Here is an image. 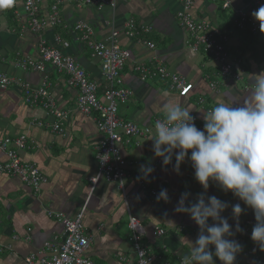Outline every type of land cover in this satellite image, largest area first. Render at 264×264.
Returning <instances> with one entry per match:
<instances>
[{
	"label": "crops",
	"instance_id": "crops-1",
	"mask_svg": "<svg viewBox=\"0 0 264 264\" xmlns=\"http://www.w3.org/2000/svg\"><path fill=\"white\" fill-rule=\"evenodd\" d=\"M251 2L194 0L195 18L211 22L218 32L228 37L230 60L240 62L245 70L241 81L222 79L211 55L204 49L198 53L190 50L187 44L190 36L177 20L181 0H124L115 9L105 7L102 10L79 6L77 0H64L62 23L47 28L42 38L48 46L58 47L64 55L74 58L89 78L97 83L102 97L106 84L101 62L94 57L75 28L79 23L88 24L97 42H104L113 31H119L118 45L131 53L123 76L125 85L133 92L131 99L120 106L119 115L142 128L150 127L153 132L156 120L165 117L167 104L187 108L203 123V113L219 103L234 100V107L242 106L249 84L255 83L254 76L264 72V42L250 38L237 29L234 22L235 11L250 10ZM225 3L230 4L228 9H224ZM50 6L47 2L42 5L41 14L45 19L50 15ZM26 16L22 0H0V72L27 82L33 88L40 87L46 80L56 105L60 110L69 112L70 118L64 123V133H55L52 130L53 116L41 106L25 103L20 87L0 89V141L26 135L27 149L20 151L19 156L24 163L37 165L47 178L35 191L17 177L0 174V264H27L26 258L40 253L48 244L59 246L64 229L59 221L48 216V212L63 213L73 218L85 205L84 223L91 238L88 254L95 264H137L130 240L129 210L143 226V243L154 255V264H179L182 257L190 252L189 241H196L200 229L188 214L176 213L174 209L183 193H190L186 201L189 206L196 202L199 194L204 193L195 179L190 159H186L180 167V174H177L173 170L176 163L173 155L171 165L155 168L145 180L146 189L136 186L131 177L124 190L118 183L103 180L93 186L91 180L98 172L96 152L103 136L93 117L76 109L77 90L68 84L64 74L51 65H46L45 73L22 70L15 65L18 53L22 57L40 60V38L31 30H24ZM131 18L138 24L152 27L153 32L139 38H128L124 28ZM57 38L61 40L59 43ZM147 41L154 43L155 49L151 50L145 44ZM156 59L163 60L172 73L193 85L189 96L180 97L166 81L141 80L135 71L136 64L151 65ZM250 76L253 77L251 80ZM212 82L219 83L216 89H211ZM150 136L126 141L122 145L123 154L137 162L130 171L132 177L140 176L141 165L150 163L151 166L162 159L155 157ZM7 161L6 154L0 151V164ZM161 189L167 190V201L157 200ZM205 195L216 196L229 205L221 215L228 219L234 232L236 221L231 206L241 204L244 213L239 218V224L243 231L236 232L234 236L244 239L246 244L237 255L236 264H257L246 254L248 246L255 244L251 239L256 224L252 209L212 182ZM124 198H127L128 206ZM249 221L253 226L248 225ZM213 223L209 219V224ZM158 228L164 229L166 234L156 236ZM214 260L216 264H221L218 258L214 257Z\"/></svg>",
	"mask_w": 264,
	"mask_h": 264
},
{
	"label": "built area",
	"instance_id": "built-area-1",
	"mask_svg": "<svg viewBox=\"0 0 264 264\" xmlns=\"http://www.w3.org/2000/svg\"><path fill=\"white\" fill-rule=\"evenodd\" d=\"M124 0H77L79 6H89L102 10L105 7L115 9ZM26 17L24 30H31L40 38L39 54L40 60L30 57H22L17 54L16 67L22 70H35L45 73L46 65H51L58 72L67 77L68 84L78 92L76 109L96 121L97 128L102 134V142L97 148L96 158L98 162V172L91 180L93 186L103 180L107 183H118L124 190L127 180L131 177L136 186L146 189L147 183L138 176H130V171L136 167L137 162L129 160L124 154L122 145L133 139L146 138L152 133V129L142 128L137 123L126 121L119 115L121 105L126 104L132 97L133 92L125 85L123 69L131 59L129 50L118 45L117 40L120 36L119 31H113L104 42H97L94 38L93 29L85 23L77 24L75 31L80 32L81 40L85 42L94 57L101 62L102 75L105 80L106 90L102 97L99 95V86L93 82L85 69L72 57L64 55L58 47L48 46L42 38L47 28H54L62 23L61 7L64 0H22ZM44 2L50 3V15L42 16L41 10ZM181 9L177 13L179 26L189 34L187 44L190 50L198 53L204 49L214 58L219 68V76L235 81L243 80L245 70L240 62L231 61L228 55V37L218 32L207 20H199L194 16V0H181ZM264 0H252L250 10L235 11V27L239 30L249 28L256 35H263L260 31L259 21L252 15ZM230 7L229 3L224 4V9ZM12 8H15L12 6ZM1 27V23H0ZM153 28L138 24L135 19H129L124 28V34L128 38H139L149 35ZM61 40L57 38L59 43ZM151 50L155 49V44L147 41L145 43ZM1 62V56H0ZM135 71L139 74L142 81L162 80L166 81L170 89L180 97H187L193 91V85L188 81L172 73L161 59H156L151 65L137 63ZM47 79V78H46ZM218 82H212L211 89H216ZM17 86L24 92V101L31 106H41L55 119L52 130L55 133H64V123L70 118L69 112H64L58 108L51 96L46 80L38 88H33L29 83L20 79L8 76L0 72V89L8 90ZM203 104V100L200 101ZM195 118L196 127L203 130L204 123L199 117L191 114ZM159 118L156 120H163ZM140 138V139H139ZM28 138L26 135L15 139L6 138L0 141V151L8 157L6 163L0 164V174L19 178L25 185L38 191L47 181L46 176L39 167L33 163H24L19 152L27 149ZM105 155V156H104ZM102 159L107 160L102 162ZM162 164V159L152 164V168H158ZM155 194V191H152ZM128 206L127 198H124ZM86 205L80 213L73 218L67 217L63 213L48 212V216L59 221L64 229L62 243L54 247L47 245L46 249L40 253L26 258L27 264H95L89 257L91 238L84 223ZM248 225L253 226L251 221ZM129 229L131 231V243L137 258V264H154L155 257L143 243L144 229L140 220L133 216L129 210ZM253 230V229H252ZM166 231L158 228L156 236H164ZM229 239L237 240L242 246L246 244L244 239L233 236ZM29 240V238H28ZM247 256L255 260L257 264H264V252L259 250L256 244H250L246 251ZM169 264V263H168ZM181 264V262L179 263Z\"/></svg>",
	"mask_w": 264,
	"mask_h": 264
},
{
	"label": "clouds",
	"instance_id": "clouds-1",
	"mask_svg": "<svg viewBox=\"0 0 264 264\" xmlns=\"http://www.w3.org/2000/svg\"><path fill=\"white\" fill-rule=\"evenodd\" d=\"M252 15L264 33V5ZM254 79L242 106L234 107L233 100L204 112L203 130L196 127L187 108L167 104L165 118L155 123L149 138L155 157L162 158L164 166L171 165L175 155L173 170L177 174L186 159H190L195 179L204 189L190 206L186 204L190 193H183L174 209L176 213L188 214L200 229L196 241H189L190 252L182 257L181 264H216L214 257L221 264H236L237 255L243 250L237 240L229 237L243 231L239 218L244 209L239 203L231 206L236 221L234 232L228 219L221 215L229 205L216 196L205 195L210 182L252 209L256 224L251 239L264 252V72ZM102 157V162L108 160ZM153 172L150 163L141 165L138 179L147 181ZM161 199H169L166 189L158 194L157 200ZM209 219L214 223L210 225Z\"/></svg>",
	"mask_w": 264,
	"mask_h": 264
},
{
	"label": "trees",
	"instance_id": "trees-1",
	"mask_svg": "<svg viewBox=\"0 0 264 264\" xmlns=\"http://www.w3.org/2000/svg\"><path fill=\"white\" fill-rule=\"evenodd\" d=\"M240 31L244 32L250 38H257V39H260L262 42H264V36L263 35L254 34L253 32H251V30L249 28H247L245 30H240Z\"/></svg>",
	"mask_w": 264,
	"mask_h": 264
},
{
	"label": "snow or ice",
	"instance_id": "snow-or-ice-1",
	"mask_svg": "<svg viewBox=\"0 0 264 264\" xmlns=\"http://www.w3.org/2000/svg\"><path fill=\"white\" fill-rule=\"evenodd\" d=\"M4 2H11V0H4Z\"/></svg>",
	"mask_w": 264,
	"mask_h": 264
}]
</instances>
